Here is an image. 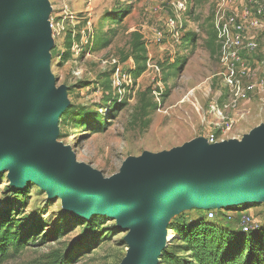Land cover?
Wrapping results in <instances>:
<instances>
[{
    "label": "rangeland",
    "instance_id": "374dc122",
    "mask_svg": "<svg viewBox=\"0 0 264 264\" xmlns=\"http://www.w3.org/2000/svg\"><path fill=\"white\" fill-rule=\"evenodd\" d=\"M220 1L191 2L187 33L192 36L180 43L151 46L148 39L165 18L164 6L155 0H47L51 12L46 23L51 31L45 38L56 87L67 88L70 107L85 117L78 123L73 116L63 123L60 118L56 142L70 146L79 163L109 178L128 160L205 137L202 109H208V91L214 96L220 71L217 45L209 44ZM134 34L141 35L142 55L147 57L146 70L138 79L132 75L138 66ZM260 37L264 58V34ZM196 99L202 107L199 112L193 104ZM251 107L252 114L232 133L236 139L264 124L258 106ZM10 184L8 172L0 174V217L13 220L32 242L2 264H38L51 254L66 256L73 264H121L127 257L128 231L116 219L95 216L103 219L97 220L98 226L87 227L90 220L74 218L62 198H50L34 183L16 194L9 190ZM208 214L195 206L184 207L166 220L165 228L175 236L170 229L175 220L208 219ZM246 219L254 227L264 226V199L227 209L215 222L236 228ZM43 237L48 238L45 244Z\"/></svg>",
    "mask_w": 264,
    "mask_h": 264
},
{
    "label": "water",
    "instance_id": "95a60500",
    "mask_svg": "<svg viewBox=\"0 0 264 264\" xmlns=\"http://www.w3.org/2000/svg\"><path fill=\"white\" fill-rule=\"evenodd\" d=\"M50 12L45 0H0V174L8 172L14 188L35 182L76 219H116L128 231L121 264H159L169 245L162 246L165 222L181 208L219 211L264 199V124L242 139L209 144L201 137L144 154L109 178L79 163L56 142L70 104L50 74Z\"/></svg>",
    "mask_w": 264,
    "mask_h": 264
},
{
    "label": "built area",
    "instance_id": "2783aa9c",
    "mask_svg": "<svg viewBox=\"0 0 264 264\" xmlns=\"http://www.w3.org/2000/svg\"><path fill=\"white\" fill-rule=\"evenodd\" d=\"M155 1L164 6L165 18L148 43L151 46L180 43L188 31L187 13L192 0ZM213 23L219 46L217 86L214 85V96L211 89L208 91L207 110L202 109L197 99L193 103L198 112L203 111L204 138L209 144L236 139L232 133L238 123L252 114L251 105L258 106L264 116V58L258 55L260 36L264 34V0H221L214 11ZM123 80L127 81V77ZM119 83L115 77V87ZM191 94L194 97L195 91ZM215 211L218 210L209 211L210 219L216 217ZM241 227L244 232L258 229L249 219L242 221Z\"/></svg>",
    "mask_w": 264,
    "mask_h": 264
},
{
    "label": "trees",
    "instance_id": "16d2710c",
    "mask_svg": "<svg viewBox=\"0 0 264 264\" xmlns=\"http://www.w3.org/2000/svg\"><path fill=\"white\" fill-rule=\"evenodd\" d=\"M192 2L197 4L202 3L203 0H192ZM212 31L209 44L217 45L219 50L214 27H212ZM189 36L192 35L186 33L183 40ZM144 45L141 35L134 34L132 47L138 62V66L132 72L135 79L140 78L146 70L147 57L142 55L145 51ZM258 55L262 58L260 52ZM74 111L75 108H68L61 116L62 123L66 122L68 116H73V121L75 120L77 123L79 120V122L84 120L83 113ZM98 118L95 121L96 124L102 122ZM12 187L9 189L10 191H15L16 194L22 192ZM215 212L214 219L209 217L206 219L202 216L189 221L185 216H181L171 223L170 229L174 231L175 236L167 249L163 251L159 264H264V226L250 232H244L241 223L236 228H229V222L225 225L215 222L221 215L223 216L224 211ZM102 219L101 217L92 218L87 227L98 226L97 220ZM47 239V237H43L44 244ZM30 242H32L31 237H25L21 227L16 225L13 220L8 217H0V264L9 260L13 255L23 252ZM38 264L73 263L67 261L66 256L51 254L45 262Z\"/></svg>",
    "mask_w": 264,
    "mask_h": 264
},
{
    "label": "bare ground",
    "instance_id": "6f19581e",
    "mask_svg": "<svg viewBox=\"0 0 264 264\" xmlns=\"http://www.w3.org/2000/svg\"><path fill=\"white\" fill-rule=\"evenodd\" d=\"M45 3L46 4L48 3L47 0H45ZM50 74L54 78V76L52 74V71H51V66H50ZM9 182L11 183L10 185L13 186L12 182L11 181H9ZM33 183H35V182H33ZM256 201H258V200H255V199H246V200H244V199H242V200H239V201H236V202H233V203H227L226 205L233 206V205H237V204H240V203H248V202L249 203H254ZM173 238H174V236H172L168 231L164 230V236H163L162 246H164L166 244H169L173 240Z\"/></svg>",
    "mask_w": 264,
    "mask_h": 264
}]
</instances>
